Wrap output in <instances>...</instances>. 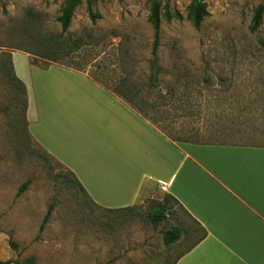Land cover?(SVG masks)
<instances>
[{"label": "rangeland", "instance_id": "374dc122", "mask_svg": "<svg viewBox=\"0 0 264 264\" xmlns=\"http://www.w3.org/2000/svg\"><path fill=\"white\" fill-rule=\"evenodd\" d=\"M153 1L160 3L155 87ZM195 1L99 0L93 8L99 19L92 22L82 0L62 33L57 19L66 0H0V54L21 52L43 66L39 56L48 38L79 44L61 64L82 67L167 135L199 144L264 146V0H201L207 16L198 29L189 18ZM259 6L261 26L251 32ZM21 113L0 82V264H173L202 236L158 189L145 188L130 212L89 205L65 168L27 137ZM153 207L166 209L156 227L147 220ZM176 227L180 240L165 247L163 233Z\"/></svg>", "mask_w": 264, "mask_h": 264}, {"label": "crops", "instance_id": "0c3cea01", "mask_svg": "<svg viewBox=\"0 0 264 264\" xmlns=\"http://www.w3.org/2000/svg\"><path fill=\"white\" fill-rule=\"evenodd\" d=\"M11 58L31 141L74 175L89 205L129 208L158 189L205 233L176 264H264V146L169 142L87 75Z\"/></svg>", "mask_w": 264, "mask_h": 264}, {"label": "trees", "instance_id": "16d2710c", "mask_svg": "<svg viewBox=\"0 0 264 264\" xmlns=\"http://www.w3.org/2000/svg\"><path fill=\"white\" fill-rule=\"evenodd\" d=\"M99 0H86V10L88 13V16L92 22H95L97 19H99V15L95 12H93V8H95L96 3ZM82 0H66V4L61 11L60 17L57 19V23L61 26L62 33L66 32L67 29L70 26L71 20L73 18V14L75 10L81 5ZM207 16L206 11V5L205 3H202L201 0H196L189 9V18L192 21L193 26L198 29ZM262 16H263V7L259 6L256 11L255 15L252 19L251 24V32H255L258 30L261 26L262 22ZM149 22L153 30V42H152V50H151V61H150V68L152 71V74L150 75V81L151 86L155 87L157 82V77L161 73V68L158 65V49L160 46V3L157 1H153L151 10H150V17ZM81 46L79 44L73 43V45H67L63 42H60L56 38H48V40L42 45V53L40 54V58L43 60H46V63L43 64V66L39 65L36 61L30 60L29 63L33 66L47 69L51 65H58L63 68L82 73V67H71L65 64H61L62 59L69 57L74 52H77L80 50ZM83 74V73H82ZM92 79L96 84H98L103 89L107 90L98 80L95 78L89 77ZM0 82L2 83V86L6 89H9L11 91V96L13 98V106L15 109L20 108L22 109L21 116L23 118V124L25 128V133L27 137L30 139L29 134L27 132V124L25 120V114L27 111V94H26V88L24 84L16 77L13 69V63L11 58L10 52H5L0 54ZM110 92L109 90H107ZM111 93V92H110ZM113 94V93H111ZM119 101L123 102L129 109H131L135 114H137L141 119L149 123L155 130H157L165 139H167L169 142L172 143H193V144H199L190 142L186 139H182L177 136H169L167 135L158 125L153 121L152 119H148V117L144 114V112L134 109L130 105H128L122 98H120L118 95L113 94ZM9 108H12L9 107ZM42 151V150H41ZM45 156H47L49 159L53 160L49 155H47L44 151H42ZM66 170V169H65ZM67 171V170H66ZM68 174L71 177V180L73 183L78 187V189L85 195V192L83 191L82 187L79 185L78 181L74 177L72 173L67 171ZM29 182H25L19 189L17 196H20L22 192L25 190V188L28 186ZM164 200H171L174 203L178 205V203L169 195H164ZM179 206V205H178ZM180 207V206H179ZM135 206L119 209V210H113V211H107V212H114V213H125L133 211ZM181 208V207H180ZM54 209V204H51L46 212V215L43 219V222L40 226V231L44 229L45 224L48 222L50 215ZM183 211V209L181 208ZM184 212V211H183ZM185 213V212H184ZM166 216V209L164 207H153L149 210L147 213V220L149 223L156 227L159 223L165 220ZM201 230V229H200ZM182 236V232L180 228H172L170 230H167L163 233L162 240L165 247H170L171 245L175 244L177 241L180 240ZM205 236V233L202 232V236L198 239V242H200L203 237ZM196 243L191 246L186 252L190 251ZM184 254V253H183ZM182 254V255H183ZM181 255V256H182ZM180 256V257H181ZM179 257V258H180ZM178 258V259H179ZM178 259L173 263L176 264ZM33 259H28L25 261L24 264H33ZM3 264H12V262H6ZM18 264V263H14Z\"/></svg>", "mask_w": 264, "mask_h": 264}]
</instances>
